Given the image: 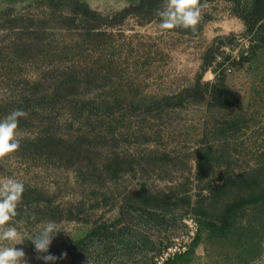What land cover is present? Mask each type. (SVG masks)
I'll list each match as a JSON object with an SVG mask.
<instances>
[{"label":"rangeland","instance_id":"rangeland-1","mask_svg":"<svg viewBox=\"0 0 264 264\" xmlns=\"http://www.w3.org/2000/svg\"><path fill=\"white\" fill-rule=\"evenodd\" d=\"M254 1L202 2L193 33L159 28L166 0H0V117L27 113L0 159L25 186L24 264H264L219 220L264 170Z\"/></svg>","mask_w":264,"mask_h":264},{"label":"clouds","instance_id":"clouds-1","mask_svg":"<svg viewBox=\"0 0 264 264\" xmlns=\"http://www.w3.org/2000/svg\"><path fill=\"white\" fill-rule=\"evenodd\" d=\"M205 7L207 4L201 3V0H166L164 7L157 10L160 17L159 28L169 32L183 28L195 33ZM26 116L23 109L17 108L0 117V159L10 157L20 148L19 121ZM24 191L23 182L14 177L0 179V242H8L0 243V264H24L25 253L16 245L23 243L25 239L21 237L14 223H10L18 216ZM60 230L54 221H48L26 240L32 242L37 253H49V247ZM38 259L48 264L57 257L49 253L39 256Z\"/></svg>","mask_w":264,"mask_h":264},{"label":"trees","instance_id":"trees-1","mask_svg":"<svg viewBox=\"0 0 264 264\" xmlns=\"http://www.w3.org/2000/svg\"><path fill=\"white\" fill-rule=\"evenodd\" d=\"M209 0H201L206 2ZM252 14L255 19L264 17V0H255L252 6ZM264 170L261 174H254L249 178L248 188L245 193L229 200L221 211L219 218L223 224L222 230L227 234H241L244 228V235L247 243L255 244V248L250 246L251 252L261 251L264 247ZM263 173V174H262ZM249 211V218L246 223L240 220L239 212ZM258 240L260 243H256ZM196 242V239H195ZM255 242V243H254ZM257 244V246H256ZM260 247V248H259Z\"/></svg>","mask_w":264,"mask_h":264}]
</instances>
